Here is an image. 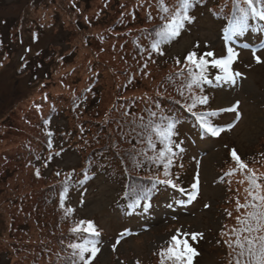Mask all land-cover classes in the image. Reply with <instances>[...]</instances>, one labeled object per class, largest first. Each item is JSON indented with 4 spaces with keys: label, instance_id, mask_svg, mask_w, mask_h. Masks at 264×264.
<instances>
[{
    "label": "rangeland",
    "instance_id": "rangeland-1",
    "mask_svg": "<svg viewBox=\"0 0 264 264\" xmlns=\"http://www.w3.org/2000/svg\"><path fill=\"white\" fill-rule=\"evenodd\" d=\"M160 3L0 0V264H67L75 251L70 245L82 239L99 241L92 264H161V251L178 232L200 234L194 264H230L225 235L229 241L249 238V232H240L248 226L240 223L244 219L256 227L264 202L254 195H264V187L255 189L248 176L255 172L264 186V22L231 36L210 11L199 9L175 42L156 51L153 41H139L136 35L152 26L159 30L155 7ZM229 47L238 53L231 65L239 73L236 82L217 79L223 72L213 65L207 78L212 107L236 110L219 113L211 122L223 129L220 135L205 137L181 126L175 143L174 168L189 189L166 184L155 199L126 216L114 203L119 184L103 173L75 185L66 202L57 198L63 178L89 177L86 142L99 134L93 128L101 123L126 132V125L135 126L131 115L126 121L116 118L117 96L141 93L134 88H152L163 76L194 67L186 60L191 52L200 55L201 49L221 58ZM42 49L53 51V59H43ZM98 58L102 77L84 102L88 63ZM131 74L142 81L122 85ZM77 90L81 95L75 99ZM53 91L61 94L56 104V93L51 100L44 96ZM58 103L59 111L53 112ZM78 126L81 130L73 131ZM233 149L246 169L233 158ZM225 171L230 172L224 178ZM80 221H93L102 234L72 231ZM252 233L259 237L260 231Z\"/></svg>",
    "mask_w": 264,
    "mask_h": 264
},
{
    "label": "trees",
    "instance_id": "trees-1",
    "mask_svg": "<svg viewBox=\"0 0 264 264\" xmlns=\"http://www.w3.org/2000/svg\"><path fill=\"white\" fill-rule=\"evenodd\" d=\"M159 1L161 3L158 5L156 4L155 13L159 15L160 21L155 24L162 25L171 18V15L176 10L178 3L177 0ZM164 7H167L169 11L165 12L163 10ZM199 9H207L210 11L211 14L216 19L221 21L227 28L230 27V24L235 18L234 0H193V6L190 9L189 14L195 19ZM262 22L264 21L256 19L250 20L249 27L250 25L261 27ZM188 23L189 22H185V25L180 30L179 35L172 37L169 42L162 43L161 46H166L175 42L182 34ZM153 27L157 28L158 26L148 27L146 29L142 28L145 30L136 35L137 40L140 41V39H147V42H150L158 39L155 38V34L158 30ZM44 50L46 49L39 51L44 53L41 57H43V59L49 58V60H52L53 56L51 57V53H53V51L47 53V51ZM199 52L200 55H197L198 57L208 53L201 49H199ZM205 58L211 61L215 58V56ZM93 61L94 62L88 63L87 69L89 74L85 77V84L83 85V94H85L83 99L84 102L86 101L88 93L95 92L93 87L95 85V81L102 77L101 74L103 67L99 64L101 61L99 58ZM187 63L188 62L185 60L182 65L184 66ZM43 64L45 63L43 62ZM45 65L48 64L46 63ZM211 65L212 64L209 63L208 66ZM208 66L205 72L206 80L200 81V86L192 84L193 73L198 72L199 70L196 69L195 66L190 67L189 65L186 67L188 68L187 70L180 72L175 77L168 78L167 76H163V82L159 80L156 86L155 83L151 85L153 89L135 87L134 90L142 89L144 91L136 94H121L117 96L116 101L120 102V104L115 106V110L119 112L116 118L119 117L118 119H124V121H126V116L131 115L134 119L135 126L132 127L124 124L127 126L126 132L118 131L112 127L111 129H108L106 125L101 123H99V126L93 128V131L97 130L99 131V134L89 136L86 142V144H88V152L87 157L84 160V168L85 171L90 172L88 174L89 177L81 178L79 175L73 176L70 174L69 177L63 178L61 186L57 190V198L66 202V198L69 196L72 189L75 188V185H77V187L82 186L96 173H103L106 178L116 180L119 184V193L114 203L118 207L120 215L122 214L121 216H126L130 211L128 209L132 208L131 210H133L137 207V205H142L147 203L149 200H153L162 191L164 185L167 186L163 183L164 180H171L177 185V189H189V187H187L188 183L184 180V177L177 174L174 168L175 159L173 158L177 152L175 143L181 135L180 127L187 126L190 132H200L206 137L209 134L200 124L201 115H203L211 123L219 117V113L224 112L221 111L224 108L212 107L211 101L214 96L213 92L210 91V80L207 78V71L209 70ZM46 71L48 72V70ZM49 72L52 71L50 70ZM177 78L178 81L176 80ZM140 81H142V77H140V75L133 77L131 74L129 75L128 80L122 83V85L139 83ZM190 84H192L191 87H189ZM53 93L56 94L52 95ZM50 95L53 97L55 96L53 101L54 104H56V101L58 100L57 98L58 96L60 97L61 94L57 91H53L51 94L45 93L44 96H46L48 100H51L53 97H50ZM80 95L81 91L79 92L77 90L74 98L77 99ZM197 97H207L208 102L206 104H201L196 100ZM194 102L195 107L189 109V106ZM60 104L61 103H58L59 106L53 108V112L59 111L58 109H60ZM71 105L72 104H70V106ZM85 105L87 104L85 103ZM120 108L121 110L118 111ZM171 122H174L175 125L173 129L174 134L171 136L172 153H167L164 158H161L160 152L164 149L166 142L163 141L162 137L155 131V129L159 128L161 130H165L167 125ZM77 125H79L78 122ZM76 130H81V127L78 126L73 131ZM45 143L47 142L45 141ZM166 168L168 172L167 176L165 175ZM228 172L230 171H225L223 173L224 178ZM74 177H76V180ZM253 226H255V224H253ZM262 230L264 229L260 230V234L258 236H264ZM224 232L225 230H223V233ZM83 233L88 234L86 232ZM100 234L102 233L99 232V235ZM242 235H244V233H242ZM225 236V245L228 250L227 255L230 257L232 254L230 264H237L238 260L240 261V264H245V261L249 260L250 257L247 255H240L242 251L239 250L240 247L238 246L236 248L235 241H229L228 235ZM252 237L253 233H249V238ZM83 240L84 239H82V241ZM189 243L199 254L197 238L195 240L190 239ZM234 253H236V257ZM196 257L197 255L192 259L193 264L195 263ZM77 260H79V257L73 256L67 264H73V261L76 262ZM81 263L83 262L81 261Z\"/></svg>",
    "mask_w": 264,
    "mask_h": 264
},
{
    "label": "snow or ice",
    "instance_id": "snow-or-ice-1",
    "mask_svg": "<svg viewBox=\"0 0 264 264\" xmlns=\"http://www.w3.org/2000/svg\"><path fill=\"white\" fill-rule=\"evenodd\" d=\"M178 6L176 10L172 13L171 18L167 20L166 23L162 24L159 30L156 32V36L158 39L154 40L152 43L153 50L159 51L160 45L162 43L169 42L172 37L179 35L180 30L184 27L185 22H191L194 18L189 14L190 9L193 6V0H177ZM165 12H168L169 9L164 7ZM234 21L230 24L228 29L231 36H238L243 34L249 28L250 20L256 19L260 21H264V0H234ZM264 47V46H262ZM256 49L253 50V54L255 55ZM238 53H236L233 48L229 47L227 49V55L221 58H214L209 61L205 57H214L215 54L212 52L205 53L203 56H197L196 52H191L186 57V60L189 64L195 66L198 69V72L193 73L192 84H199L200 81L206 80L205 72L207 70V66L211 63L213 66L218 67L222 72L223 76H218L217 79H223L230 81L232 83L236 82V76L239 73H234L232 71L231 65L233 64L235 58ZM257 62H261L260 57L256 56ZM191 71V69H190ZM189 85V87L192 86ZM196 100L201 104H206L208 102L207 97H197ZM195 107V102L189 106V109ZM236 106L228 109H222L221 111H235ZM215 114V113H213ZM200 124L204 128L207 133H211L214 136L220 135V132L223 130L216 126H213L203 115L200 117ZM175 125L174 122H171L167 125L165 130H161L159 128L155 129V131L162 137L165 143L164 149L160 152V157L164 158L167 153H172V143L171 136L174 134L173 129ZM174 154V153H173ZM232 156L237 161L239 167L241 169H246L247 165L241 160V158L236 153L235 149L232 150ZM165 175H168L167 168L165 170ZM251 185L259 190L262 186L258 183V177L255 172H252L251 175L248 176ZM163 183L171 184L172 187H177L171 180H164ZM199 180L197 178L196 183L192 185L194 189L198 188ZM181 191H184L181 189ZM196 192L191 193V198L195 199ZM254 199L260 200L264 202V195H259L258 193L254 195ZM240 207H247V205H239ZM68 211H74L69 209ZM250 217L257 219L256 213H249ZM260 221H264V213L260 214L257 219L256 227L253 228L250 224H248L247 219L241 220L240 223L242 225H248L245 228H242L240 232H249L252 233L254 231H260L264 229V224ZM74 232L83 231L89 233L91 236H99V232L95 226L93 221H80L78 226L72 229ZM191 235V238L195 240L197 238L198 233H177L171 237L170 244L167 249L161 251V264H164L165 260L172 261V264H192V259L194 256L198 255L195 248L191 246L188 240V236ZM239 237V233H238ZM99 243L96 239H84L82 242L74 243L70 245L74 256H78L79 260L83 262V264H92V260L95 258L96 254L99 252V247L97 246ZM235 243L242 249L240 255H247L250 257L249 260L245 261V264H264V236L245 237L244 241L237 238ZM73 264H76L73 261ZM237 264H240V261H237Z\"/></svg>",
    "mask_w": 264,
    "mask_h": 264
},
{
    "label": "bare ground",
    "instance_id": "bare-ground-1",
    "mask_svg": "<svg viewBox=\"0 0 264 264\" xmlns=\"http://www.w3.org/2000/svg\"><path fill=\"white\" fill-rule=\"evenodd\" d=\"M162 190H163V189H162ZM157 196H158V195H157ZM157 196H156V197H157ZM156 197H155V198H156ZM155 198H154V199H155ZM128 210H129V209H128ZM136 210H138V208H136Z\"/></svg>",
    "mask_w": 264,
    "mask_h": 264
}]
</instances>
